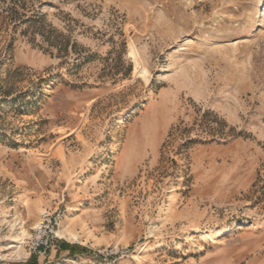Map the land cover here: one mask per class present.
<instances>
[{"label": "rangeland", "instance_id": "1", "mask_svg": "<svg viewBox=\"0 0 264 264\" xmlns=\"http://www.w3.org/2000/svg\"><path fill=\"white\" fill-rule=\"evenodd\" d=\"M0 264H264V0H0Z\"/></svg>", "mask_w": 264, "mask_h": 264}, {"label": "bare ground", "instance_id": "2", "mask_svg": "<svg viewBox=\"0 0 264 264\" xmlns=\"http://www.w3.org/2000/svg\"><path fill=\"white\" fill-rule=\"evenodd\" d=\"M129 55L130 57H132V59L135 62V72L140 74L142 77L146 78V74L148 73L146 67L141 63V61L139 60L140 58L138 57V54L135 50V46L133 45L132 42H129ZM96 151L95 153H100L102 152V147H96ZM36 208L41 210V214L45 212V210L41 209L40 203H36L35 205ZM40 223V221H38L34 227H36L38 224ZM16 224H21V220H19L17 217H15L13 219V221L10 224V229L13 230L15 229V225ZM16 232L15 235V239L17 240V242L22 243L23 239L25 238V236L27 235V233L25 232V230L19 226V230H14ZM221 232H225L224 229H222ZM56 235L57 236H65L69 239H72L75 242H80L79 237L73 232L71 231L69 228H67L66 226L59 228L56 231ZM27 254L22 248H20V245H15L12 249L9 250V252L7 254H5L6 257H9L10 259H14V260H19V259H25L27 257Z\"/></svg>", "mask_w": 264, "mask_h": 264}, {"label": "built area", "instance_id": "3", "mask_svg": "<svg viewBox=\"0 0 264 264\" xmlns=\"http://www.w3.org/2000/svg\"><path fill=\"white\" fill-rule=\"evenodd\" d=\"M60 220L61 214L59 212L45 211L42 213L40 223L33 228V235L30 238L34 252L42 254L49 248Z\"/></svg>", "mask_w": 264, "mask_h": 264}]
</instances>
